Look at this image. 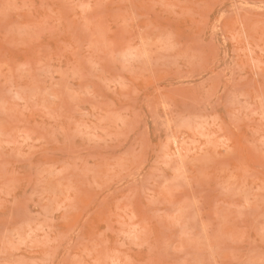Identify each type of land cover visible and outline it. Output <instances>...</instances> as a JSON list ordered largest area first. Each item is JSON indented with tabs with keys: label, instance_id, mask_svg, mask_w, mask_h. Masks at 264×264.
Segmentation results:
<instances>
[{
	"label": "rangeland",
	"instance_id": "rangeland-1",
	"mask_svg": "<svg viewBox=\"0 0 264 264\" xmlns=\"http://www.w3.org/2000/svg\"><path fill=\"white\" fill-rule=\"evenodd\" d=\"M0 264H264V0H0Z\"/></svg>",
	"mask_w": 264,
	"mask_h": 264
}]
</instances>
